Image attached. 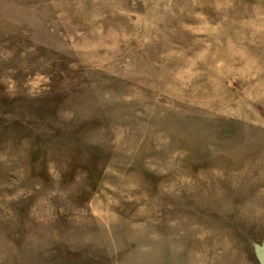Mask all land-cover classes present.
<instances>
[{
	"label": "rangeland",
	"instance_id": "374dc122",
	"mask_svg": "<svg viewBox=\"0 0 264 264\" xmlns=\"http://www.w3.org/2000/svg\"><path fill=\"white\" fill-rule=\"evenodd\" d=\"M264 0H0V264H259Z\"/></svg>",
	"mask_w": 264,
	"mask_h": 264
},
{
	"label": "water",
	"instance_id": "95a60500",
	"mask_svg": "<svg viewBox=\"0 0 264 264\" xmlns=\"http://www.w3.org/2000/svg\"><path fill=\"white\" fill-rule=\"evenodd\" d=\"M254 253L259 264H264V239L260 244H254Z\"/></svg>",
	"mask_w": 264,
	"mask_h": 264
}]
</instances>
